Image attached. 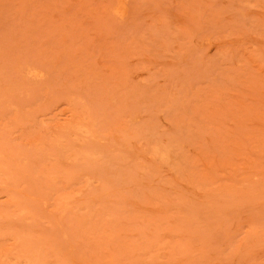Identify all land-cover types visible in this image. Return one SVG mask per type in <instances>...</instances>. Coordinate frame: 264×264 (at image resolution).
I'll list each match as a JSON object with an SVG mask.
<instances>
[{"label":"rangeland","instance_id":"1","mask_svg":"<svg viewBox=\"0 0 264 264\" xmlns=\"http://www.w3.org/2000/svg\"><path fill=\"white\" fill-rule=\"evenodd\" d=\"M0 264H264V0H0Z\"/></svg>","mask_w":264,"mask_h":264}]
</instances>
